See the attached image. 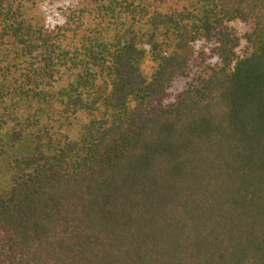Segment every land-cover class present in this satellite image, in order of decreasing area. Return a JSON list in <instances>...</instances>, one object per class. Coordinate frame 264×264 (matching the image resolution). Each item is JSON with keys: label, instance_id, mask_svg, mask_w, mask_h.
<instances>
[{"label": "trees", "instance_id": "16d2710c", "mask_svg": "<svg viewBox=\"0 0 264 264\" xmlns=\"http://www.w3.org/2000/svg\"><path fill=\"white\" fill-rule=\"evenodd\" d=\"M47 1L0 0V264H264V0Z\"/></svg>", "mask_w": 264, "mask_h": 264}, {"label": "rangeland", "instance_id": "374dc122", "mask_svg": "<svg viewBox=\"0 0 264 264\" xmlns=\"http://www.w3.org/2000/svg\"><path fill=\"white\" fill-rule=\"evenodd\" d=\"M78 3L79 0H48L43 6L48 23L51 26L63 24L66 16L71 14V11ZM232 27L240 32L244 30V27L240 24L233 25ZM145 69L147 73H151L153 71V64L150 61H147Z\"/></svg>", "mask_w": 264, "mask_h": 264}]
</instances>
